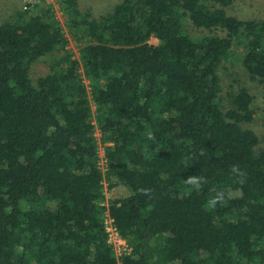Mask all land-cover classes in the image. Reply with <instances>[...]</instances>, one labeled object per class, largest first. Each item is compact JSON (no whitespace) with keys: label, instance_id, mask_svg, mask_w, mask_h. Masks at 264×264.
I'll list each match as a JSON object with an SVG mask.
<instances>
[{"label":"trees","instance_id":"obj_1","mask_svg":"<svg viewBox=\"0 0 264 264\" xmlns=\"http://www.w3.org/2000/svg\"><path fill=\"white\" fill-rule=\"evenodd\" d=\"M236 1L123 0L95 17L53 0L0 25V264H264L254 98L225 107L219 78L239 61L264 83V20L229 14Z\"/></svg>","mask_w":264,"mask_h":264},{"label":"rangeland","instance_id":"obj_2","mask_svg":"<svg viewBox=\"0 0 264 264\" xmlns=\"http://www.w3.org/2000/svg\"><path fill=\"white\" fill-rule=\"evenodd\" d=\"M51 3L53 0H46ZM43 0H0V25L5 23L13 14L26 6L27 3L44 4ZM123 0H79L80 8L83 12H91L95 17L107 14ZM56 10L58 11L57 7ZM60 16L59 13H57ZM229 14L241 20H264V0H237ZM187 28L192 35L201 36L205 32L197 30L187 24ZM156 43L157 41H153ZM71 48L74 47L72 43ZM54 55L37 62L32 68V76L38 79L46 76L50 72V66ZM219 78L223 88L224 105L229 107L227 96L236 93L245 88L253 96V108L257 114L256 122L249 128L252 129L260 139V148H264V83L261 81H253L249 78L246 71L239 63H230L219 73ZM103 150L101 149V164H104ZM129 195L128 190L121 186L107 192V197L123 198ZM111 236H115L111 233ZM114 245L118 254L125 247V243H119L115 238Z\"/></svg>","mask_w":264,"mask_h":264},{"label":"clouds","instance_id":"obj_3","mask_svg":"<svg viewBox=\"0 0 264 264\" xmlns=\"http://www.w3.org/2000/svg\"><path fill=\"white\" fill-rule=\"evenodd\" d=\"M149 138L151 139V135L149 136ZM233 172H238V166H233L231 169ZM186 183L190 184V185H199L200 180L196 177H189L186 181ZM222 197V193H217V197L215 199H213L211 201V204L214 206L215 203L218 202V200Z\"/></svg>","mask_w":264,"mask_h":264},{"label":"built area","instance_id":"obj_4","mask_svg":"<svg viewBox=\"0 0 264 264\" xmlns=\"http://www.w3.org/2000/svg\"><path fill=\"white\" fill-rule=\"evenodd\" d=\"M109 223H110V222H109ZM108 231H109L110 233H112V234L115 235V236H111V235H110V237H111V242L114 243L113 238H115L119 243H123V241H121L120 239H118V237H117V235L114 233L112 227H109V228H108Z\"/></svg>","mask_w":264,"mask_h":264}]
</instances>
